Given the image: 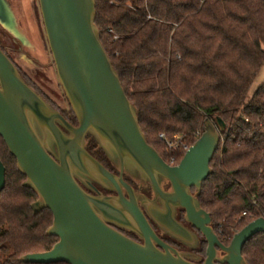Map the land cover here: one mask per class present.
<instances>
[{"label": "water", "instance_id": "obj_1", "mask_svg": "<svg viewBox=\"0 0 264 264\" xmlns=\"http://www.w3.org/2000/svg\"><path fill=\"white\" fill-rule=\"evenodd\" d=\"M56 74L77 120L72 125L30 87L0 47V137L26 177L25 186L39 199L34 214L48 209L53 216L47 235L58 238L43 253L22 256L26 264H198L193 255L177 252L154 232L144 211L165 233L194 246L195 233L178 223L184 219L207 243L202 264H246L247 242L264 233L259 218L224 245L211 227V217L197 196L212 173L211 162L226 130L224 122L206 119L204 133L177 166L168 165L148 144L135 107L101 40L96 0H38ZM4 14L1 11L0 20ZM91 136L119 172L108 171L86 149ZM6 170L0 160V194ZM149 185L152 200L137 194L124 180ZM168 182L170 192L162 189ZM93 191L89 194L83 186ZM94 184L114 192L104 196ZM192 189L196 193H192ZM159 202L160 205L156 203ZM113 226L136 233L135 242Z\"/></svg>", "mask_w": 264, "mask_h": 264}, {"label": "trees", "instance_id": "obj_2", "mask_svg": "<svg viewBox=\"0 0 264 264\" xmlns=\"http://www.w3.org/2000/svg\"><path fill=\"white\" fill-rule=\"evenodd\" d=\"M95 24L148 144L167 164L174 157L173 166L179 165L186 152L168 150L160 135L182 136L190 148L206 119L226 125L197 199L228 246L264 218V81L251 95L264 68V0H96ZM21 74L77 126L72 110ZM87 140V151L104 166L106 155L91 136ZM0 160L6 170L0 264H26L22 256L47 252L58 242L47 235L53 216L48 209L34 214L31 205L39 197L24 185L26 177L1 137ZM243 212L251 215L241 217ZM242 255L246 264H264V233L247 242Z\"/></svg>", "mask_w": 264, "mask_h": 264}, {"label": "rangeland", "instance_id": "obj_3", "mask_svg": "<svg viewBox=\"0 0 264 264\" xmlns=\"http://www.w3.org/2000/svg\"><path fill=\"white\" fill-rule=\"evenodd\" d=\"M0 3L4 14L2 21L0 20V30H3L0 31L2 45L7 47L5 38L14 41L20 50L16 49L13 56L23 71L31 76L53 101L62 108L71 110L56 74L38 0H0ZM263 81L264 68L251 89V95Z\"/></svg>", "mask_w": 264, "mask_h": 264}, {"label": "flooded vegetation", "instance_id": "obj_4", "mask_svg": "<svg viewBox=\"0 0 264 264\" xmlns=\"http://www.w3.org/2000/svg\"><path fill=\"white\" fill-rule=\"evenodd\" d=\"M3 31V30H0ZM5 37V35H3ZM5 42L7 43V47H4L2 45V42L0 40V47L1 49L5 52V54L10 58V60L15 64V66L17 67L18 71L21 72L23 71V69L19 66V64L16 62L14 56H13V52L15 53V51H19L20 49H18V47L15 46L14 41L10 40V38H5ZM45 47L47 49V45L45 44ZM17 49V50H16ZM24 72V71H23ZM25 73V72H24ZM27 74V73H25ZM28 75V74H27ZM22 76V74H21ZM107 163L104 164L105 168L110 171L111 173L115 174V175H119V172L116 170V168L111 164V162L108 160V158L106 157ZM124 180L133 188V190L143 196V197H147L148 199L152 200L154 198V194L151 190V187L149 185H142L138 182H136L135 180H132L130 177H128L127 175L124 174L123 176ZM81 186H83L81 184ZM94 186L96 187V189L103 194L104 196H113L115 195L114 192L105 190L104 188L94 184ZM83 188H85L83 186ZM162 189L165 192H170L171 191V186L168 182H163L162 183ZM85 190H87V192L89 194L95 195V193L93 191H90L88 189L85 188ZM193 193V192H192ZM157 205H160L159 202L156 203ZM144 214L147 218V220L149 221L151 227L153 228L154 232L156 233V235L159 237V239L169 245L170 247L174 248L175 250H177V252L179 253H183V254H189V255H193L196 259H191V261L196 262L198 264H202L204 262V260L206 259V249L205 251H203V243L205 241V239H203V237L201 236V234L196 231L189 223H187L184 219L185 216V212L182 209H178L176 211L175 214V219L178 223H180L181 225H183L184 227H186L189 231L195 233V235L197 236V243L194 244V246H188L180 241H178L177 239L171 237L170 235H168L167 233H165L164 231H162L151 219L150 217L146 214V212L144 211ZM116 230H118L119 232H121L122 234H124L125 236H127L128 238L134 240L135 242L138 243H143L142 239L134 232L132 231H128V230H124L121 229L119 227L113 226ZM207 248V246H206Z\"/></svg>", "mask_w": 264, "mask_h": 264}, {"label": "built area", "instance_id": "obj_5", "mask_svg": "<svg viewBox=\"0 0 264 264\" xmlns=\"http://www.w3.org/2000/svg\"><path fill=\"white\" fill-rule=\"evenodd\" d=\"M159 138L161 140L165 141L166 147H167L168 150H177V151L187 152L188 149H189V146H187V144L183 142V137L182 136L177 135V136L174 137L173 140H168L165 137V135L162 134V135H160ZM174 162H175V158L172 157L170 159V163L168 165L173 166ZM250 215H251V213L243 212L241 217H246V216H250Z\"/></svg>", "mask_w": 264, "mask_h": 264}]
</instances>
